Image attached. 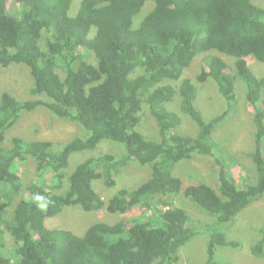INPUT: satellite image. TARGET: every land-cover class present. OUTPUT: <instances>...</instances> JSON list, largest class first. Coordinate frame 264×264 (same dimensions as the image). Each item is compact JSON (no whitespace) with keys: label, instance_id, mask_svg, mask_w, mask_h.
Instances as JSON below:
<instances>
[{"label":"trees","instance_id":"1","mask_svg":"<svg viewBox=\"0 0 264 264\" xmlns=\"http://www.w3.org/2000/svg\"><path fill=\"white\" fill-rule=\"evenodd\" d=\"M17 1L20 8L11 13L8 0H0V71L24 63L34 85L32 98L9 91L0 96V264H181L186 256L181 248L200 233L208 234L206 254L198 261L187 257L185 264H229L218 250L238 249L240 243L228 239L220 225L264 199V75L248 61L264 62V5L82 0L73 16V0ZM143 11L147 14L135 23ZM202 55L198 81L213 79L229 103L236 81L245 85L256 126V146L248 156L258 176L231 172L235 158L212 140L228 111L206 120L195 105L198 89L186 72ZM176 97L197 124L195 136L179 129L182 117L169 107ZM146 107L157 123V138L140 131ZM38 108L75 121L84 135L58 144L7 136L26 112ZM105 139L124 144L126 153L102 150ZM81 151L87 156L69 170L71 156ZM195 154L210 156L212 167H219L217 188L173 173V165ZM28 160L37 172L30 183L23 179ZM133 163L151 168L148 179L120 187L105 200L96 182L116 187L123 168ZM242 178L246 183L239 187ZM183 194L211 222L199 224L183 207ZM70 206L106 209L116 219L95 222L83 234L50 227L47 220ZM251 252L264 259V227Z\"/></svg>","mask_w":264,"mask_h":264},{"label":"rangeland","instance_id":"2","mask_svg":"<svg viewBox=\"0 0 264 264\" xmlns=\"http://www.w3.org/2000/svg\"><path fill=\"white\" fill-rule=\"evenodd\" d=\"M82 0H73L70 14L75 15L81 5ZM256 4L264 5V0H255ZM79 5V6H78ZM77 12L73 13L75 7ZM8 7L11 13H17L19 3L17 0H8ZM152 5L146 6V11L150 10ZM145 11L140 13L135 18L141 20L146 15ZM137 19V21H138ZM196 63L188 68L186 75L192 78L197 86V97L195 105L202 113L206 120H210L217 115L228 111L226 119L217 127L212 135V140L215 145L219 146L220 150L226 152L227 155L235 159L231 163V172H240L239 176H258L256 165L249 158L248 154L255 149V132L256 126L254 123V107L248 104L246 98L245 85L241 80L236 81V97L229 103L223 96L219 86L213 79H208L205 82L198 81V75L201 72V66H204L203 55L198 57ZM94 58H91L93 61ZM227 62L233 66L234 60L227 57ZM249 65L253 68L258 76L264 75V62L256 60L254 57L248 58ZM175 85L178 82L174 83ZM34 85V79L30 68L24 63H13L12 65L2 68L0 71V96L3 92L9 91L18 98H32L30 89ZM43 95V94H42ZM176 97L170 102L169 107L179 112L182 117V124L179 129L187 135H196L198 127L192 118L183 113L180 108V101ZM253 109V110H252ZM144 118L140 126V131L148 138L157 135V123L150 115L149 109L146 107L143 111ZM84 135L82 127L72 120H64L55 117L45 108H38L31 112H26L23 117L7 131V136H24L27 139L51 140L56 144L76 136ZM152 136V137H149ZM101 149L113 153H126V147L120 142L105 139L100 142ZM264 146V143H263ZM87 151L74 153L71 156V166L69 170H73L75 166L85 159ZM229 162V159L226 160ZM240 163L244 166L240 168ZM212 158L206 155L195 154L192 159H184L173 165V173L179 175L187 183L208 182L215 188L219 185V167L213 166ZM218 168V169H216ZM216 169V170H215ZM151 173V168L141 166L137 163L130 164L123 168L119 181L116 187L109 188L102 181H97L95 187L106 200L111 197L118 188L124 187L131 182L143 183L148 179ZM181 175H180V174ZM37 175L35 162L28 160L25 168L23 179L26 183H30ZM186 179V180H185ZM140 183V184H141ZM246 181L242 178L238 180L239 187H242ZM254 183V182H251ZM249 184V183H248ZM135 185V186H137ZM186 206L183 207L192 215L196 216L199 224H206L210 221L211 215L199 209L196 204L186 197ZM179 204H182L180 202ZM134 212V211H131ZM116 214L106 211V209L96 211H84L80 207L70 206L55 217L49 218L47 223L50 227L68 228L83 234L95 222L113 223L116 219ZM122 215H118L120 218ZM211 222V221H210ZM201 227V225H200ZM264 227V199L255 202L254 204L243 210L233 221L228 224L220 225V231L224 232L228 239L237 240L240 243L238 249L232 247L220 248L217 252L219 259L226 261L229 264H264V259L254 257L251 253V246L254 242L261 238V229ZM208 239V234L200 233L197 237L192 238L189 243H186L181 248V255L186 254L181 264H185L187 260H199L202 255L206 254L205 242Z\"/></svg>","mask_w":264,"mask_h":264}]
</instances>
